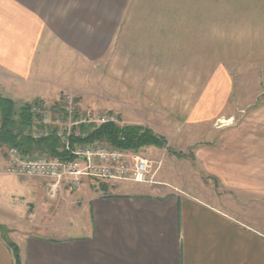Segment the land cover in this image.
<instances>
[{"label":"crops","instance_id":"0c3cea01","mask_svg":"<svg viewBox=\"0 0 264 264\" xmlns=\"http://www.w3.org/2000/svg\"><path fill=\"white\" fill-rule=\"evenodd\" d=\"M225 4L226 0H0V92L18 106L53 101L38 98V83L49 73L63 80L61 72L67 66L96 73L103 66L108 79L142 94L152 85L151 73H176L171 80L178 85L180 73L195 80L202 78L195 73L202 72L208 87L217 69L224 85L225 77H220L225 59L219 58L226 56L224 34H212L211 24L221 20ZM155 81V86H164L162 78ZM166 86L170 87L168 81ZM225 131L217 143L203 144L204 167L232 191L264 194L259 187L264 160H254L259 165L239 160L241 129ZM5 163L0 147V175L14 176L3 173ZM254 166L261 167L259 176L252 175ZM121 182L110 186L85 178L77 188L64 189L62 199L52 201L41 181L42 196L26 200L24 211L0 204V264H14L4 237L17 245L20 264H264V229L234 216L236 212L215 195L155 192L143 184L127 187ZM59 208L62 216L52 219L51 213ZM64 224L73 226L74 236L64 234ZM48 229L56 236L43 233Z\"/></svg>","mask_w":264,"mask_h":264},{"label":"rangeland","instance_id":"374dc122","mask_svg":"<svg viewBox=\"0 0 264 264\" xmlns=\"http://www.w3.org/2000/svg\"><path fill=\"white\" fill-rule=\"evenodd\" d=\"M225 5L218 17L221 20H215L216 24L212 22L211 30L212 34H224L226 56L219 58L225 59L222 62L224 76L220 78L225 77L226 85H220L217 69L211 72V86L208 87L204 85L202 72L195 74L203 79L195 80H188L186 72L177 73L178 85L171 80L176 73H151L149 84L152 85L142 94L140 90L108 79L103 66H99L97 73L94 69L86 68L81 72L67 66L63 67L66 71L61 72L63 80L49 77L53 75L49 73L45 82L38 83L42 93L38 98H54L45 103L46 109L53 112L63 103L64 95L70 94L76 104V114L89 111L110 113L115 115L119 125L132 123L149 127L164 137L166 143L163 147L146 146L137 150L151 163L150 181L139 184L155 192L175 189L200 197L215 195L220 204L237 213L234 216L264 229V194L255 196L222 186L202 162L203 144L217 143L220 136L225 135V130L231 128L241 129L243 136L237 143L239 160H264V0H226ZM158 78L164 81L163 87L155 86ZM167 81L170 87L166 86ZM226 134L229 137V133ZM98 140L113 146L105 140ZM33 151L38 153L41 150ZM256 163L254 161L253 165ZM252 168V175L259 176L261 167ZM260 176L263 178H260L259 187L264 192V174ZM40 182L0 175V204L24 211L26 200L42 196ZM121 183L134 187L137 182ZM51 215L56 220L62 216V211L59 208ZM64 225L68 228L64 234L74 236L73 226ZM1 232L9 235L5 230L1 229ZM43 233L56 236L50 229Z\"/></svg>","mask_w":264,"mask_h":264},{"label":"built area","instance_id":"2783aa9c","mask_svg":"<svg viewBox=\"0 0 264 264\" xmlns=\"http://www.w3.org/2000/svg\"><path fill=\"white\" fill-rule=\"evenodd\" d=\"M73 100L72 95H64L63 103L53 112L46 109L45 103L30 104L28 123L14 129V133L33 140L54 136L58 141V154L53 155L47 149L28 154L17 146L4 144L3 173L43 181L45 195L52 201L62 199L64 189L77 188L85 178L110 185L120 181H150L151 163L137 151L109 146L98 139L82 141L92 128L116 123L117 118L110 113L91 111L76 114ZM1 125L0 119V132ZM86 125L88 130H83Z\"/></svg>","mask_w":264,"mask_h":264},{"label":"trees","instance_id":"16d2710c","mask_svg":"<svg viewBox=\"0 0 264 264\" xmlns=\"http://www.w3.org/2000/svg\"><path fill=\"white\" fill-rule=\"evenodd\" d=\"M33 102L43 103L40 100ZM30 104L27 102L18 106L10 97L2 95L0 92V119L2 123L0 147H3L4 144L14 145L28 154L35 152L33 149H47L49 153L57 155L56 145L58 141L56 137L49 136L33 140L24 136L19 137L14 133V129L28 123L30 119ZM82 129L88 130V126H83ZM94 139L105 140L113 146L134 151L146 146L163 147L166 143L164 137L154 133L149 127L132 123L125 125L112 122L100 124L88 131L87 137L82 139V141L90 142ZM100 187L107 188V185L100 183ZM6 242L12 250L14 264H20L17 245L10 239H6Z\"/></svg>","mask_w":264,"mask_h":264},{"label":"bare ground","instance_id":"6f19581e","mask_svg":"<svg viewBox=\"0 0 264 264\" xmlns=\"http://www.w3.org/2000/svg\"><path fill=\"white\" fill-rule=\"evenodd\" d=\"M223 121V120H222Z\"/></svg>","mask_w":264,"mask_h":264}]
</instances>
